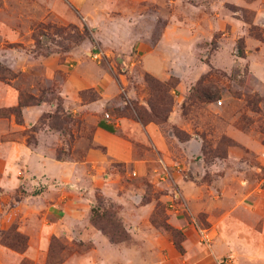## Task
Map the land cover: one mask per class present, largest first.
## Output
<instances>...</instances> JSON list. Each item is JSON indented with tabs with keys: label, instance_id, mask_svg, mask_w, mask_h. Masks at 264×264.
<instances>
[{
	"label": "crops",
	"instance_id": "0c3cea01",
	"mask_svg": "<svg viewBox=\"0 0 264 264\" xmlns=\"http://www.w3.org/2000/svg\"><path fill=\"white\" fill-rule=\"evenodd\" d=\"M25 1L0 0V63L16 73L41 65L44 79L59 83L60 105L42 100L23 107L20 119L0 117V195H7L0 198V240L14 223L28 237L23 253L0 241V264H47L54 239L74 249L63 264H264V149L231 151L226 159H216L210 165L212 179L205 181L201 139L178 111L207 69L199 46L212 40L216 27L223 30L222 19L218 26L211 23L201 0H64L67 10L60 22L84 21L95 31L96 45L88 40L66 57L37 56L32 23L41 20L39 0L35 8H25ZM257 2L264 8V0ZM189 9L200 16L191 26L183 19ZM50 14L55 16L54 7ZM99 50L105 55L100 62L92 58ZM245 53L250 61L253 54ZM137 64L163 83L173 73L178 78L172 123L190 132L188 140L177 141L166 124L145 125L115 114L124 93L136 94L130 73L118 66ZM191 66L199 71L197 78ZM252 71L264 81V69L254 66ZM18 80H0V109L19 106ZM85 91H95L98 98L85 100ZM56 112L94 125L92 147L82 158H71L70 143L69 156L59 157L57 142L66 136L43 121L45 114ZM161 162L171 169L170 178L163 176ZM19 190L26 196L7 211L5 204ZM176 198L186 210L181 204L176 208ZM106 203L114 206L129 240L114 243L92 222V210L105 211ZM159 205L166 223L184 237L182 252L171 233L153 222ZM200 228L209 243L202 241Z\"/></svg>",
	"mask_w": 264,
	"mask_h": 264
},
{
	"label": "rangeland",
	"instance_id": "374dc122",
	"mask_svg": "<svg viewBox=\"0 0 264 264\" xmlns=\"http://www.w3.org/2000/svg\"><path fill=\"white\" fill-rule=\"evenodd\" d=\"M192 1L195 2V0ZM201 1L208 5L209 21L218 26L222 19L224 28L219 30L216 27L212 40L205 41L199 46L198 57L207 65L205 67L207 69L194 81L178 111L191 131L193 129V135L201 139L203 164L208 169L203 176L205 181L210 182L212 179V173L209 171L211 170L210 165L217 164L219 161L216 159H226L231 151L250 153L253 152L251 148L256 146L264 149V81L257 79L252 71L254 66L264 69V8L262 4L258 6L257 0H232L224 4L222 0ZM25 2L27 5L25 8L36 7L35 0L32 3L31 0ZM37 5L41 20H34L32 23L35 40V47L32 51L37 56L60 53L66 57L74 48L88 40L96 45L95 31L84 21L79 24L60 22L62 19L60 13L67 10L64 0H39ZM52 7L55 8V16L51 14L46 16V12ZM257 7L261 10L259 16ZM188 13L182 18L191 26L192 21H196L200 16H194L191 9ZM209 27L208 23L205 28ZM75 35L82 38L72 39L71 36ZM246 39H249V44ZM239 48L244 52L250 50L253 54L252 59L248 61L246 53L244 57H240ZM25 51L29 50L25 49ZM118 68L121 72L126 69L125 72L130 73L136 94L130 98L127 92L124 93L123 105L115 108V112L134 119L138 112L144 116L145 120H148L149 115L152 114L150 106H153L156 112L169 116L168 121L162 123L166 124L169 135L179 142H184L191 137L190 132L172 123L177 114L173 91L177 86L178 78L174 73L171 80L166 82L171 87L173 105L171 107L165 104L163 107L159 93L154 90V85L148 82L147 73L140 64L133 67L120 65ZM191 69L192 77L197 78L199 71L193 66ZM43 72L41 65H35L24 73H16L9 65L0 63V80L10 82L19 77L14 84L20 88L21 93L24 95L33 93L38 100H47L59 106V83L56 80H45ZM167 110L169 112L166 113ZM72 118L74 127L71 128L73 134L71 140L67 136L68 132L64 134L61 131L66 137L61 135L62 142H57V149L59 157H68L67 148L70 143L71 158L78 159L82 158L92 147L95 127L83 121L81 117ZM79 121L81 124L78 125ZM177 130L185 133L182 139L176 135ZM242 141H245V144ZM195 161L198 162L197 159ZM249 163L253 166L257 165L255 158H249ZM228 164L233 168V162ZM218 173L221 172H217L216 175ZM44 185H48V182L40 186ZM6 196L3 194L0 198ZM174 202L176 206L183 203L178 198ZM106 207L108 208L105 212L115 211L111 204L106 203ZM176 208L179 209L178 206ZM165 215L163 211L159 219L164 221ZM59 244L68 246L62 241Z\"/></svg>",
	"mask_w": 264,
	"mask_h": 264
},
{
	"label": "trees",
	"instance_id": "16d2710c",
	"mask_svg": "<svg viewBox=\"0 0 264 264\" xmlns=\"http://www.w3.org/2000/svg\"><path fill=\"white\" fill-rule=\"evenodd\" d=\"M72 39H81L79 35L71 36ZM239 56L244 57L245 52L244 50H241L239 48ZM147 80L150 84L154 85V90L159 93L160 95V103L164 107V105H170L172 107L173 100L171 98V87H169V84L163 83L156 79L155 77L151 76L150 74H147ZM167 95V96H166ZM81 96L85 100H95L98 98V94L95 91H85L81 93ZM90 96V97H89ZM166 96V99H165ZM41 101L38 100L35 96L29 95V94H20V103L18 107L15 108H9V109H0V117H9L10 115H16L18 119L21 118L22 115V108L31 106V105H37L40 104ZM152 109V114L149 115L148 120L144 119V116L140 113L136 112V115L134 116L136 120L140 121L143 124L148 123H156V124H162L166 123L169 119V116L162 112H156L153 108V106H150ZM149 107V108H150ZM169 112V110L166 111V113ZM117 116H123L117 112H115ZM164 114V115H163ZM71 115L67 114H60L58 112L53 114H45L43 117V121L48 120L51 128L62 131L64 134L67 135H73L71 132V128L74 127V121L72 120ZM81 124V122H78V125ZM66 132V133H65ZM176 135L179 137V139H182V135L185 133L182 131H175ZM184 133V134H183ZM189 139V138H188ZM187 139V140H188ZM3 193V192H2ZM15 199L9 204H5L6 210H11L15 205H18L22 198L26 196V192L24 190H19L14 194ZM163 207L159 205V207L156 210L157 219L155 216H153V222H157V225L161 228H163L165 231L171 233L176 248L182 252V241L184 239L182 233L175 228L171 227L166 223V219L160 220L159 216L163 212ZM92 222L97 226L99 229H101L105 234L109 236L112 242L119 243L123 241L129 240V235L127 234L123 224L121 223L119 217L117 216V211L112 212H105L102 211L100 208H95L92 210ZM156 224V223H155ZM1 244L4 246L15 250L19 253H23L26 251L28 247V237L21 234L18 231V225L17 223L12 224L7 230H3L1 232ZM61 241L54 239L51 245V250L48 258L47 264H63L66 257L71 255V253L74 252V249L69 248L68 246H64L62 244H59Z\"/></svg>",
	"mask_w": 264,
	"mask_h": 264
},
{
	"label": "built area",
	"instance_id": "2783aa9c",
	"mask_svg": "<svg viewBox=\"0 0 264 264\" xmlns=\"http://www.w3.org/2000/svg\"><path fill=\"white\" fill-rule=\"evenodd\" d=\"M104 56L105 55L101 50L92 54L93 60L99 61V62L103 61ZM161 167H162L161 169H162L163 176H165L166 178L167 177L170 178L171 177V169L166 164H164L163 162H161ZM181 208H182V210H186L187 207L184 203H182ZM199 231H200L202 241L205 243H209L210 239L208 237L207 231L204 228H200Z\"/></svg>",
	"mask_w": 264,
	"mask_h": 264
}]
</instances>
